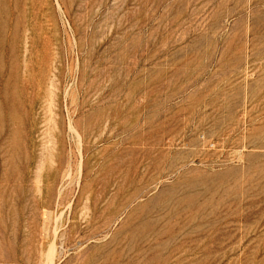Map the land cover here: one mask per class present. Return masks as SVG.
Listing matches in <instances>:
<instances>
[{"label": "rangeland", "instance_id": "1", "mask_svg": "<svg viewBox=\"0 0 264 264\" xmlns=\"http://www.w3.org/2000/svg\"><path fill=\"white\" fill-rule=\"evenodd\" d=\"M0 264H264V0H0Z\"/></svg>", "mask_w": 264, "mask_h": 264}]
</instances>
